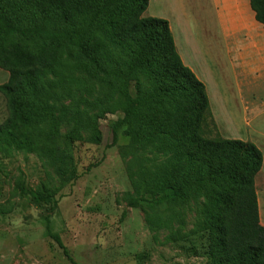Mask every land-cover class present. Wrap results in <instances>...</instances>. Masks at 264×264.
<instances>
[{
	"label": "trees",
	"instance_id": "obj_1",
	"mask_svg": "<svg viewBox=\"0 0 264 264\" xmlns=\"http://www.w3.org/2000/svg\"><path fill=\"white\" fill-rule=\"evenodd\" d=\"M148 3L0 0V69L8 74L0 85L8 109L0 156L41 150L59 162L81 135L77 120L69 135H60L56 102L105 88L104 99L120 114L112 144L123 136L122 158L131 157L134 168L128 207H144L156 233L180 222V204L202 197L195 236L205 240L211 264H264L255 187L262 152L250 142L206 136L214 122L205 86L181 62L168 23L142 16ZM249 5L264 26V0ZM61 146L66 150L59 156ZM36 200L54 204L44 194ZM45 224L47 236L75 264L48 217ZM178 240L174 232L166 238Z\"/></svg>",
	"mask_w": 264,
	"mask_h": 264
},
{
	"label": "rangeland",
	"instance_id": "obj_2",
	"mask_svg": "<svg viewBox=\"0 0 264 264\" xmlns=\"http://www.w3.org/2000/svg\"><path fill=\"white\" fill-rule=\"evenodd\" d=\"M176 1L164 0L163 10L173 11L174 6L185 10L188 21L181 12L176 16L178 24L193 25L199 33L196 42H206L212 49L207 62L211 87L228 97L229 110L239 117L242 98L250 110L244 116L253 121L255 140L263 145L264 70L259 72L258 67L264 51L226 54L228 49L246 44L223 36L215 17L209 19L213 13L207 11L208 1ZM142 16L146 18V12ZM260 29L253 42L264 49V26ZM243 68L250 74H244ZM77 78L86 82L80 75ZM7 79L8 74L0 69V85ZM93 90L90 94L82 90L75 102L68 97L56 102L61 136L71 133L76 120L79 123L81 139L72 145L71 154L62 153L66 147L61 146L59 156L64 155L59 162L46 158L41 150L0 156V264H71L47 236V217L51 233L60 238L75 264H211L205 255V240L195 236L202 222V197L180 204V222L156 233L147 226L144 207H128L127 196L135 181L131 157L124 159L121 154L128 143L120 135L118 143L112 144L113 126L120 114L104 99L105 88ZM96 100H101L99 107ZM224 112L219 108V113ZM7 116L6 102L0 95V124ZM234 128L240 130L237 124ZM208 129V138L220 136L213 123ZM259 149L264 157V147ZM255 187L260 225L264 227L263 173L256 176ZM40 194L54 204L37 201ZM172 232L179 237L176 243L166 241Z\"/></svg>",
	"mask_w": 264,
	"mask_h": 264
},
{
	"label": "crops",
	"instance_id": "obj_3",
	"mask_svg": "<svg viewBox=\"0 0 264 264\" xmlns=\"http://www.w3.org/2000/svg\"><path fill=\"white\" fill-rule=\"evenodd\" d=\"M163 1L164 0H149L146 15L150 18L165 20L168 23L181 62L185 67L191 70L196 78L205 86L212 119L221 138L250 142L258 149L260 145L261 147H264V144L262 145L259 140H255L253 121L248 119V115L244 116L249 109L245 106L242 98H239L240 109L242 110V117H239L240 115H235L232 110H229L231 102L228 97L224 95L221 90H213L211 87L209 82L211 69H208L209 66L207 65V62L210 57L208 50L212 51V49L208 43H201L199 40L198 43L196 42L199 33H197L193 25L189 27L190 25H188L187 22L184 23V26L178 24L176 16L181 14V12L183 13L181 16L184 21H188V15L182 7L176 8L174 6L173 11L165 12L162 8ZM207 1L209 3V6L207 3L205 4L208 6L206 7L207 11H210L211 13L212 10L213 13V16L209 17V19L215 17L223 36L226 38L241 39V43L246 44L243 46L236 45L235 48L233 47V50L228 49L226 54L235 52L240 55L246 54L249 51H252L253 53L264 51L263 47L261 48L259 44L253 42V38H256V36L258 37L261 32V25L255 21L254 13L249 5L250 0ZM174 2L177 4L176 0H174ZM263 62L262 65L258 67L259 72L264 70ZM242 66L244 67L245 65ZM244 70L245 69L243 68V73L246 75L251 72L249 71L247 74V71L245 72ZM214 91L216 92L214 93ZM221 107L222 109H225L224 115L219 113V108ZM224 117H226V122ZM235 124L238 125L240 130L234 128ZM261 173L264 174V157L260 174Z\"/></svg>",
	"mask_w": 264,
	"mask_h": 264
}]
</instances>
